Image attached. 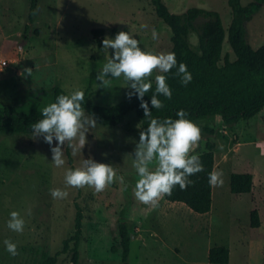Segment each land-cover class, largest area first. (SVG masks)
<instances>
[{"label": "rangeland", "instance_id": "374dc122", "mask_svg": "<svg viewBox=\"0 0 264 264\" xmlns=\"http://www.w3.org/2000/svg\"><path fill=\"white\" fill-rule=\"evenodd\" d=\"M164 1L175 13L198 6L218 11L226 28L232 21L228 0ZM241 2L247 5L251 0ZM29 5L30 0H0L1 109L10 105L24 112L42 109L53 102L56 86L68 92L80 87L90 103L99 105L125 98L130 89L122 77L98 87L96 74L112 50L99 48L93 29L103 28V38L128 30L143 47L157 52L171 50L172 32L156 15L150 0H38L32 22ZM142 24L148 29H142ZM152 28L158 33L156 40L151 37ZM245 29L253 47L264 43V3ZM190 41L193 47L198 46L193 31ZM224 52L233 57L227 40ZM25 68H32V76H21ZM156 74L154 70L150 79L154 81ZM140 121L134 110L118 125H103L97 120L82 153L73 156L72 149L65 146V165L59 168L51 162L50 147L43 137L0 135V264H40L56 254L55 264H122L121 222L128 224L132 235L130 264H212L208 251L215 245L230 249L228 264H264V110L249 120L219 128L214 136L215 165L226 175L213 214L196 213L184 203L164 197L156 207L135 198L138 177L125 154L132 152L139 139ZM213 121L202 119L201 123ZM83 156L112 164L117 174L124 176L123 182L117 179L102 192L88 186H67L65 169L79 166ZM232 172L253 173L258 182L255 190L232 193ZM53 188L66 190L68 196L53 198ZM75 203L84 214L76 261L74 241L64 250V240L75 232ZM255 208L261 218L258 228L250 224ZM13 210L25 220L21 233L7 227ZM5 239L17 244V255L5 250Z\"/></svg>", "mask_w": 264, "mask_h": 264}, {"label": "trees", "instance_id": "16d2710c", "mask_svg": "<svg viewBox=\"0 0 264 264\" xmlns=\"http://www.w3.org/2000/svg\"><path fill=\"white\" fill-rule=\"evenodd\" d=\"M156 15L170 28L171 50L175 52L177 62H183L191 72L192 80L182 85L173 68L167 76V83L172 89V97L160 96L163 108L152 109L153 116L173 117L177 110L184 109L188 118L196 122L201 129V140L195 152L199 154L204 170L196 173L190 179L192 183L184 189L176 185L171 195L163 196L170 202H181L192 211L200 214L208 213L213 204V186L208 183V173L215 168L216 142L214 136L219 128L233 126L241 120H249L264 110V43L253 47L246 38V22L261 8L264 0H251L247 5L241 0H228L232 9V21L228 28L224 26L218 11L198 6H192L183 13L170 10L164 0H150ZM38 0H30L29 21L37 8ZM191 31L198 37V46L193 47L190 41ZM92 33L97 38L98 46L102 48L103 28H96ZM227 42L233 52H224ZM153 87L145 94L149 100ZM68 91L61 86L54 88L53 101L59 94ZM140 101L133 96H127L111 105L90 103L85 95V110L92 113L103 125L120 124L127 112L134 110L143 120V109ZM42 109L33 108L29 112L19 111L13 106L0 108V135L13 134L30 136L31 125L41 118ZM202 119L216 120L201 123ZM143 127L147 120L142 121ZM221 126V127H220ZM69 163L72 158L67 150ZM72 166V165H71ZM73 167V166H72ZM255 187L254 174L251 172H232L230 175V190L234 194L250 193ZM76 206L75 232L64 240V250L69 242L74 241L73 254L76 261L79 255V243L83 230L84 214L78 203ZM251 227L261 226L258 209H253ZM120 244L122 247V264H130L131 233L126 222L118 225ZM113 249H116L113 246ZM58 254L45 258L40 264H55ZM208 261L212 264H228L230 249L224 245L212 246L208 251Z\"/></svg>", "mask_w": 264, "mask_h": 264}, {"label": "clouds", "instance_id": "9594fccd", "mask_svg": "<svg viewBox=\"0 0 264 264\" xmlns=\"http://www.w3.org/2000/svg\"><path fill=\"white\" fill-rule=\"evenodd\" d=\"M140 27L148 29L147 24ZM151 37L153 40L158 39L155 28L151 29ZM101 43L103 49H111L112 52L96 74L98 87H104L111 79L122 77L124 86L130 89L126 96L129 99L135 96L140 101L143 120H147L146 127H143V120L137 125L140 129L139 139L135 141L132 152L125 156L131 160V167L138 177L133 189L135 198L145 205L156 207L163 196L171 195L176 185L181 189L186 188L192 183L190 177L204 170L200 156L195 152L201 140L200 126L188 118L184 109L177 110L175 118L153 116L152 110L163 108L160 96L168 99L172 97V89L165 74L175 68L180 83L187 85L192 80L191 72L185 63L177 62L175 52H157L143 47L136 35L128 30H120L114 37L106 36ZM154 70L157 74L154 77L155 88L150 95V108L149 100L144 97L153 87L150 77ZM20 74L32 76V68H25ZM84 105V90L73 88L66 94L57 95L53 102L45 105L41 118L31 125V136L43 137L50 147L51 162L58 168L65 165V146L72 149L73 156L82 153L87 134L97 127L95 115L87 113ZM117 179L123 182L124 176L118 175L112 164L97 161L91 156H83L79 166L64 171L67 186H88L95 192H102ZM208 183L213 187L222 186V170L209 172ZM50 194L58 199L68 196V192L61 188L50 189ZM24 226L25 220L20 213L11 211L7 227L21 233ZM3 244L10 255L18 254L14 241L5 239Z\"/></svg>", "mask_w": 264, "mask_h": 264}, {"label": "crops", "instance_id": "0c3cea01", "mask_svg": "<svg viewBox=\"0 0 264 264\" xmlns=\"http://www.w3.org/2000/svg\"><path fill=\"white\" fill-rule=\"evenodd\" d=\"M214 170H222V168L219 167V166H217V163H216ZM222 172H223V182H224V176H225L226 174L224 173L223 170H222ZM230 175H231V174H230ZM254 181H255V187H257L258 182L256 181V177H255V175H254ZM259 182H260V180H259ZM222 187H223V184H222V186L213 187V204H212V209L208 212V214H213V213H214V207L216 206L215 203H216V201L218 202L219 199H220L219 194H220V190H221ZM255 187H254L253 191L255 190ZM229 188H230V187H229ZM253 191H252V192H253ZM252 192H250V193H252ZM250 193H249V194H250ZM249 194H248V195H249ZM205 214H206V213H205Z\"/></svg>", "mask_w": 264, "mask_h": 264}, {"label": "water", "instance_id": "95a60500", "mask_svg": "<svg viewBox=\"0 0 264 264\" xmlns=\"http://www.w3.org/2000/svg\"><path fill=\"white\" fill-rule=\"evenodd\" d=\"M131 237H132V235H131Z\"/></svg>", "mask_w": 264, "mask_h": 264}]
</instances>
